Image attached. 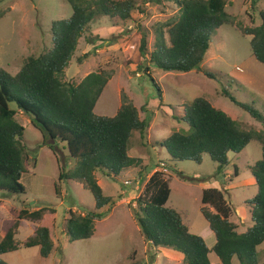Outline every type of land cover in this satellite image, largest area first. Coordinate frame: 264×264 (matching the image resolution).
<instances>
[{
	"label": "rangeland",
	"instance_id": "374dc122",
	"mask_svg": "<svg viewBox=\"0 0 264 264\" xmlns=\"http://www.w3.org/2000/svg\"><path fill=\"white\" fill-rule=\"evenodd\" d=\"M135 1L142 11H134L133 19L126 24L116 25L114 20L101 16L89 25L65 71V81L77 85L95 72L112 74L95 113L98 116H115L124 95L134 103L150 128L144 139L140 133L133 134L129 154L142 158L143 163L139 168L124 171L117 179L96 173L105 195L113 198L114 203L99 211L105 216L97 222L94 237L70 243L66 235L70 214L84 216L94 211L95 200L80 184L59 180L61 169L74 167L68 150L57 143L56 152L52 151L48 146L51 142L45 141L30 118L19 111L17 119L25 128L24 138L29 153L28 172L21 182L26 194L5 197L0 193V243L2 236L15 225L17 211H46L41 221L20 222L16 235L19 249L2 256L7 264H182L172 255L184 257L180 253L154 251L155 248L144 239L134 216L140 212L137 200L155 172H161L169 182L171 197L167 206L183 216L192 233L202 237L211 231L201 213L202 194L208 187L225 193L233 209L231 221L238 225L239 233H245L252 226L246 202L258 192L257 186L252 185L255 180L252 168L262 159L259 143H250L241 154L230 153V165L222 176L217 175L218 164L208 155L204 156L201 165L192 161L172 163L161 143L175 131L188 130V125L182 121L184 106L196 98H205L215 108L238 120L244 129L259 132L262 130L260 124L222 97V86L218 82L197 72L168 73L151 65L150 54L159 29L167 32L168 26L179 19L180 12L172 0H162L161 4ZM258 9H264V0L259 1ZM226 10L235 16V24L239 28L261 25L259 15L252 10V0H229ZM7 11L8 15L0 20V67L14 76L27 58L38 57L53 48V21L68 19L73 14L65 0L0 1V13ZM249 13L254 15L253 22ZM143 34L148 38L145 55L140 49ZM250 42L251 37H244L238 29L231 26L220 28L212 39L202 67L221 77L226 86L231 85L239 101L254 103L263 111L264 95L234 78L236 72L242 74L246 71L256 84H264V65L253 57ZM147 68L163 91L164 107L160 105L158 90ZM259 68H262L261 72ZM10 108L15 110L17 105L10 104ZM235 167L238 168L237 177ZM13 208L15 214H12ZM52 210H55L54 214ZM48 220L54 226V251L48 259H43L38 247L27 248L25 242ZM206 243L212 245L211 240ZM259 253L261 264H264V244ZM216 258L213 254L215 263ZM232 264L240 263L235 258Z\"/></svg>",
	"mask_w": 264,
	"mask_h": 264
},
{
	"label": "trees",
	"instance_id": "16d2710c",
	"mask_svg": "<svg viewBox=\"0 0 264 264\" xmlns=\"http://www.w3.org/2000/svg\"><path fill=\"white\" fill-rule=\"evenodd\" d=\"M65 1L73 14L68 19L53 21V48L38 57L27 58L15 76L0 67V193L5 197L26 194L21 182L28 172L29 153L25 128L17 119L20 111L41 131L44 140L51 142L47 145L52 151L56 152L57 143L68 150L74 167L61 169L59 180L80 184L95 200L94 211L84 216L70 214L66 235L72 243L94 237L97 222L105 216L99 211L114 203L113 198L105 195L96 173L117 179L124 171L139 168L143 160L130 156V141L134 133H140L144 139L150 127L125 95L115 116L95 113L97 103L112 80L111 73H92L77 85L65 81V71L89 25L101 16L114 20L116 25L126 24L133 19L134 11H142L136 1ZM148 1L162 3V0ZM172 1L179 8L180 17L168 26L167 32L159 29L150 64L168 73L197 72L218 82L222 86V97L248 113L262 130L244 129L238 120L215 108L205 98H196L184 106L182 121L188 125V130L175 131L161 143V147L172 163L192 161L201 165L204 156L208 155L218 164L217 175L222 176L230 165V153L241 154L250 143L257 142L262 148V159L252 168V175L258 192L246 202L252 226L245 233H239L238 225L231 221L233 209L225 193L213 187L204 189L201 213L216 237L211 250L204 238L191 232L183 216L167 206L171 188L161 172L151 176L143 195L138 198L140 212L134 214L135 219L144 239L156 251L165 249L180 253L184 256L183 264H213L211 254L217 256L220 264H232L235 258L240 264H261L259 249L264 244V110L254 103L239 101L232 92L233 87L226 86L221 77L204 69L202 64L216 32L224 26H231L240 30L244 37H251V53L264 65V9H258L260 0H252V10L259 15L261 25L239 28L235 16L226 10L229 0ZM7 15L8 11L0 13V20ZM249 17L253 22L254 15L249 13ZM141 42V53L145 55L148 47L146 34ZM148 69L146 71L158 90L160 105L164 107L163 91ZM10 104H16L17 109H11ZM235 173L237 177V167ZM45 211H17L15 225L2 236L0 264H7L2 256L19 249L16 235L20 222L41 221ZM15 212L13 208L12 214ZM51 212L54 214L55 210ZM53 231L54 226L48 220L25 242V247H38L41 257L48 259L54 251Z\"/></svg>",
	"mask_w": 264,
	"mask_h": 264
},
{
	"label": "crops",
	"instance_id": "0c3cea01",
	"mask_svg": "<svg viewBox=\"0 0 264 264\" xmlns=\"http://www.w3.org/2000/svg\"><path fill=\"white\" fill-rule=\"evenodd\" d=\"M256 63H257V62H256ZM259 71L261 72V71H262V68H261V69L259 68ZM241 72H242V71H241ZM241 72H240V73H241ZM234 76H235L234 78H235L236 80L240 81V82L243 83L244 85L248 84V85L252 86L254 90L259 91L262 95H264V84H261L260 86H259L258 84H256V83L254 82V79H251V78H250V75L248 74V72L245 71V72H242V74H239L238 72H236ZM245 83H246V84H245ZM246 86H247V85H246ZM246 86H245V87H246ZM141 115H142V114H140V116H141ZM163 171H164V170H163ZM153 174H154V173H153ZM99 184H100V183H99ZM252 185H253V186L256 185V181H255V180H253ZM209 228H210V227H209ZM210 230H211V229H210ZM202 237L205 239L206 242H208V240H211V241H212V245H208V247H209L210 250H211L212 248H214V246H215V244H216V237H215V235H214V233H213L212 231H209L207 235L202 236ZM207 244H208V243H207ZM151 249H152V248H151ZM153 250L156 251V249H153ZM163 250H165V249H163ZM156 252H159V251H156ZM172 255H173V257L176 258L180 263L183 264V262H184V257H182V256H178L177 254H172ZM212 256H213V254H211V256H210L212 263H213V264H220L219 259L216 258V259H217V263H215V261H213V259H212ZM215 256H216V255H215ZM216 257H217V256H216Z\"/></svg>",
	"mask_w": 264,
	"mask_h": 264
},
{
	"label": "built area",
	"instance_id": "2783aa9c",
	"mask_svg": "<svg viewBox=\"0 0 264 264\" xmlns=\"http://www.w3.org/2000/svg\"><path fill=\"white\" fill-rule=\"evenodd\" d=\"M162 165V164H161ZM162 166H164V165H162ZM156 171H159V168H157V170Z\"/></svg>",
	"mask_w": 264,
	"mask_h": 264
}]
</instances>
